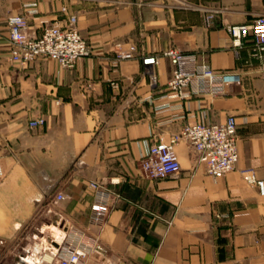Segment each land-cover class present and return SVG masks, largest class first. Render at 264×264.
<instances>
[{
	"label": "crops",
	"instance_id": "crops-1",
	"mask_svg": "<svg viewBox=\"0 0 264 264\" xmlns=\"http://www.w3.org/2000/svg\"><path fill=\"white\" fill-rule=\"evenodd\" d=\"M62 7L76 15L89 53L70 69L53 58L11 61L8 16L24 14L37 36L63 18ZM258 15L264 0H0V262L55 253L64 225L84 224L88 183L98 181L113 192L92 229L105 252L83 264H264V195L239 172L264 178V49L252 35L235 48L227 31ZM132 44L158 55L154 84L140 57L116 59ZM168 47L224 73L223 91L175 97ZM228 115L237 126L234 170L207 174L181 139L177 173L141 174L150 144ZM38 117L44 123L30 127Z\"/></svg>",
	"mask_w": 264,
	"mask_h": 264
},
{
	"label": "built area",
	"instance_id": "built-area-1",
	"mask_svg": "<svg viewBox=\"0 0 264 264\" xmlns=\"http://www.w3.org/2000/svg\"><path fill=\"white\" fill-rule=\"evenodd\" d=\"M63 18L46 23L40 34L35 36L28 31L26 17L22 13L10 14L7 18L10 60L28 63L39 58H53L63 68L74 67L77 59L89 53V46L77 26V17L62 7ZM227 31L231 45L241 47L248 35H252L255 46L264 49V15L254 17L248 23L229 25ZM170 65V77L167 88L180 99L192 95L209 93L220 94L227 82L226 75L216 71L209 64H198L194 53H185L175 47L162 51ZM140 57L144 70L150 77L151 84L156 82L153 67L158 64V55H143L132 44L127 50L116 53L118 61ZM264 72V64L262 65ZM232 80L240 82V77L233 75ZM116 87V83L111 82ZM43 117L29 121V126L42 125ZM183 139L191 148L198 162L205 167L207 174L221 177L236 168L238 162L237 126L233 115H228L224 122H197L182 126L179 134L170 142L156 141L150 144L148 151L139 159V170L148 179H162L180 170V163L175 151V143ZM241 176L251 185H255L259 195H264V178H258L253 168L239 169ZM3 171L0 163V181ZM88 187L92 199L84 224L64 225L65 236L57 245L55 253L39 256L36 259L19 254L14 264H83L90 255L100 256L105 252L99 236L92 233L104 223L113 192L98 181H91ZM62 199V194L56 195ZM156 264V263H151Z\"/></svg>",
	"mask_w": 264,
	"mask_h": 264
},
{
	"label": "rangeland",
	"instance_id": "rangeland-1",
	"mask_svg": "<svg viewBox=\"0 0 264 264\" xmlns=\"http://www.w3.org/2000/svg\"><path fill=\"white\" fill-rule=\"evenodd\" d=\"M0 248H1V246H0ZM1 250V249H0ZM0 264H2L1 262H0Z\"/></svg>",
	"mask_w": 264,
	"mask_h": 264
}]
</instances>
